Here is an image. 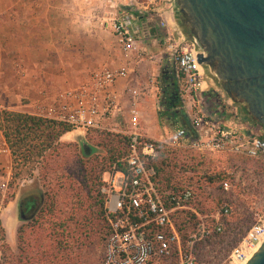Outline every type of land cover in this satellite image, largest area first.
<instances>
[{"label":"rangeland","instance_id":"374dc122","mask_svg":"<svg viewBox=\"0 0 264 264\" xmlns=\"http://www.w3.org/2000/svg\"><path fill=\"white\" fill-rule=\"evenodd\" d=\"M132 8H136L135 5ZM8 65L0 74L9 84L20 74L16 64ZM217 84L221 88L218 81ZM8 98L14 102L20 95H9ZM21 101L25 103L26 99ZM189 104L183 99L181 112L184 117L179 119L186 127L165 116L156 128L154 138H150L166 146L165 155L170 158L166 173L172 179L171 185L174 188L185 182L191 185L195 199L190 208L210 227V236L202 240H199L200 233L197 235L201 221L194 230L186 229L185 238L180 235L182 252L192 251L195 264H230L233 248L241 242L255 219L264 214V161L227 152L203 153L181 147V138L193 134L184 110ZM5 109L16 111L12 105ZM128 110L129 106L124 109L125 114L110 121L105 130L63 134L40 158L29 164L20 163L17 168L12 163L9 172L0 173V221L5 232L3 240L0 230V264H102L110 220L106 203L102 209L99 202V179L102 168L108 165L109 148L114 146L109 142V136L130 137L137 131L149 136L151 127L142 123L143 113H139V125L135 127L130 123ZM144 116L149 119V112ZM248 120L254 127V134L264 138V127L250 116ZM108 173L114 172L102 175V194ZM219 174L223 176L222 181L229 180L232 184L229 193L219 189L222 181L216 179L209 183L205 179L208 175L216 178ZM22 200L32 204L25 220L20 214ZM225 205L230 207L231 213L224 217L222 231L217 232L214 216ZM101 210L106 211L107 219L102 217ZM195 235L197 240L191 250L188 242L191 238L194 240ZM151 264H180V254L176 250L172 257Z\"/></svg>","mask_w":264,"mask_h":264},{"label":"built area","instance_id":"2783aa9c","mask_svg":"<svg viewBox=\"0 0 264 264\" xmlns=\"http://www.w3.org/2000/svg\"><path fill=\"white\" fill-rule=\"evenodd\" d=\"M167 8L161 11L159 26L164 30V46L180 74L182 97L194 104L196 94L202 90L204 67L198 61L202 50L189 40L185 31L177 24L174 0H144L135 2L142 9H153L159 3ZM109 27L118 37L125 66L114 68L103 67L93 72L88 82L66 89L53 99L37 106L34 115L72 128L73 132L87 133L101 131L122 113L120 95L115 89L121 78H128L129 66L135 58L145 56L141 46L142 30L133 25V17L125 16L122 20L112 18ZM131 93L130 123L139 125L137 101L140 94L136 89ZM0 104V116L4 110ZM193 125L199 136H187L182 140L183 148L198 152H224L245 156L251 160L264 161V140L254 133H240L232 129L217 126L210 118L195 114ZM201 131V132H200ZM192 136V137H191ZM130 154L126 158L128 172L108 173L106 186V209L110 220V232L105 243L102 264H151L162 258H170L178 250L180 264H195L193 252H182L181 238L177 231L172 214L177 210L190 209L195 199L192 187L176 192L161 193L154 181L155 169L151 165L158 158L156 141L140 134L138 131L130 136ZM12 152L0 129V156H11ZM118 184V185H117ZM222 192L229 193L232 184L229 180L219 185ZM166 199L174 205L169 208ZM199 219L197 235L199 240L210 236V227L205 219L194 211ZM231 213L225 205L218 212L216 231L223 229V219ZM140 220H143L141 222ZM154 225L157 230L152 231ZM188 242L191 250L197 240ZM264 242V214L258 216L248 229L241 242L231 252L230 264H247Z\"/></svg>","mask_w":264,"mask_h":264},{"label":"crops","instance_id":"0c3cea01","mask_svg":"<svg viewBox=\"0 0 264 264\" xmlns=\"http://www.w3.org/2000/svg\"><path fill=\"white\" fill-rule=\"evenodd\" d=\"M136 1L140 2L0 0V72L8 64H16L20 74L9 84L0 74V104L4 108L12 105L16 111L34 114L37 106L47 103L58 93L88 82L98 69L125 66L118 37L110 29L109 22L112 18L122 20L132 16L133 25L142 30L140 39L145 56L135 58L129 66L128 78H121L116 83L122 114L127 106H131L129 89H136L140 94L136 106L140 115L143 113L142 123L151 126L148 138H154L156 128L165 116L186 127V123L179 120L184 117L181 76L163 44L164 30L159 26L161 11L167 6L160 2L146 10L137 6ZM134 5L136 8H132ZM175 17L181 27L177 12ZM204 73L202 90L196 94L194 104L184 109L192 136L202 135L192 125L194 113L210 118L224 129L254 133L243 106L218 87L215 78L205 69ZM175 86L182 104L167 107V94ZM15 94L20 98L10 102L8 96ZM22 98L26 99L25 103ZM147 111L149 119L144 116ZM188 135L181 139H187ZM11 168L12 157L0 156V173L9 172Z\"/></svg>","mask_w":264,"mask_h":264},{"label":"water","instance_id":"95a60500","mask_svg":"<svg viewBox=\"0 0 264 264\" xmlns=\"http://www.w3.org/2000/svg\"><path fill=\"white\" fill-rule=\"evenodd\" d=\"M174 4L187 37L202 50L199 63L264 127V0H174ZM247 264H264V242Z\"/></svg>","mask_w":264,"mask_h":264},{"label":"trees","instance_id":"16d2710c","mask_svg":"<svg viewBox=\"0 0 264 264\" xmlns=\"http://www.w3.org/2000/svg\"><path fill=\"white\" fill-rule=\"evenodd\" d=\"M143 1L144 0H142V2ZM167 97H169V102L165 104L167 107H172L174 105L179 106L182 104V100L180 94L178 93L177 87L175 89L173 88L172 92L167 94ZM244 111L248 114L246 107H244ZM57 126H59L58 130H56ZM259 126L263 127L261 125ZM0 129L2 130L10 149L12 150V163L14 168H17V165H19L20 163L29 164L33 159L40 158L47 150L52 148L54 142L58 140L63 134L72 131V128L67 125L56 124L53 121L44 119L34 114L8 109H4L1 113ZM110 135L112 136H109V142L114 146L109 148V156L107 157L108 165L102 168L99 179V202L102 206V209L107 201L106 194L101 193V187L103 185V182L101 180L102 175L106 172H128V165L125 160L130 154L131 138L129 136L113 134ZM262 139L264 140V138ZM156 147L159 155L157 160L152 162L151 165L155 169L156 174L154 177V181L158 184L159 191L161 193H165L168 191L179 193L185 190L187 187H191V185H188L186 182L176 188L171 185L172 179L166 173V169L170 167V158L168 155H165L166 146L160 142H156ZM162 176L166 181L162 180L163 178H160ZM205 179H208L209 183H214L216 179L220 180L221 182L223 180V176L219 174L215 178L212 175H208L207 177H205ZM166 204L169 208L174 207V205L171 204L168 199H166ZM192 204L193 201L191 202V205ZM101 212L102 217H104V219H107L106 211L101 210ZM172 218L174 220V225L177 231L180 235H183L184 238L185 230H194L200 221L198 215L190 209L177 210L172 214ZM140 221L143 222V220ZM150 228L152 231L157 230L154 225H152ZM0 230H2L1 221ZM1 233V238L4 240L5 232L2 230Z\"/></svg>","mask_w":264,"mask_h":264},{"label":"flooded vegetation","instance_id":"af4514ba","mask_svg":"<svg viewBox=\"0 0 264 264\" xmlns=\"http://www.w3.org/2000/svg\"><path fill=\"white\" fill-rule=\"evenodd\" d=\"M32 209V204L29 203L27 200H22L20 203V214L21 217H27V213L30 212Z\"/></svg>","mask_w":264,"mask_h":264}]
</instances>
